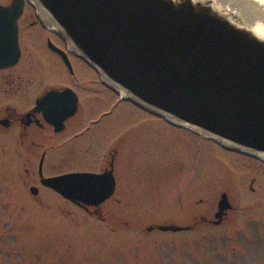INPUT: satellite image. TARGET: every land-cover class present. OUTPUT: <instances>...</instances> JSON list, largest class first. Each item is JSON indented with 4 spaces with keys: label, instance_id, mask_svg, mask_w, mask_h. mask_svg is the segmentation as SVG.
Masks as SVG:
<instances>
[{
    "label": "rangeland",
    "instance_id": "374dc122",
    "mask_svg": "<svg viewBox=\"0 0 264 264\" xmlns=\"http://www.w3.org/2000/svg\"><path fill=\"white\" fill-rule=\"evenodd\" d=\"M36 13L26 4L19 19L21 56L11 71L22 81L12 92L1 82L0 108L21 112L44 87L59 84L78 93L80 106L69 128L40 147L25 143L15 154L13 131L0 132V264H264V160L119 101L98 72L68 53L71 73L46 46L45 29L31 22ZM75 131L82 134L74 138ZM111 148L116 189L98 212L38 180L41 151L43 175L52 176L97 171ZM221 192L231 208L214 224ZM167 223L193 227L146 230Z\"/></svg>",
    "mask_w": 264,
    "mask_h": 264
},
{
    "label": "water",
    "instance_id": "95a60500",
    "mask_svg": "<svg viewBox=\"0 0 264 264\" xmlns=\"http://www.w3.org/2000/svg\"><path fill=\"white\" fill-rule=\"evenodd\" d=\"M69 51L93 67L122 98L170 124L192 129L223 148L264 160V37L239 15L212 0H28ZM25 0L0 4V68L20 56L17 20ZM230 15L227 14V13ZM68 68L67 53L51 42ZM56 97L51 106L46 100ZM77 108L69 87L36 99L55 131ZM40 183L82 206L95 207L114 192L112 168L43 176ZM37 193L35 186L30 187ZM231 204L220 193L214 224ZM190 225H148L180 231Z\"/></svg>",
    "mask_w": 264,
    "mask_h": 264
},
{
    "label": "flooded vegetation",
    "instance_id": "af4514ba",
    "mask_svg": "<svg viewBox=\"0 0 264 264\" xmlns=\"http://www.w3.org/2000/svg\"><path fill=\"white\" fill-rule=\"evenodd\" d=\"M22 15H23V13H22ZM22 15H21V17H22ZM35 18L36 19L32 20L31 22L32 23L38 22L43 27V23H42L41 18H39V16H37V15H35ZM18 26H19V20H18ZM45 31L47 32V34L44 36V41H45L48 49H50L48 46V41H52L51 39H53L52 37H50V35L52 34V35L58 36L59 38H61V37L51 30L45 29ZM48 32H49V34H48ZM19 33H20V27L18 30V41H19ZM19 46H20V41H19ZM20 51H21V46H20ZM51 51L56 54L55 51H53V50H51ZM13 67L14 66L6 67V68H0V72L8 71V70L10 71L8 74L6 73V74L0 75V84L2 81L9 84L10 85L9 89L11 90V92H12V89L14 91L17 88H19V86L21 84L20 82L22 81V79H20V77L18 78L17 75L13 71H11ZM71 73H72V71H71ZM26 83H28V82H26ZM12 86L14 88H12ZM65 86L66 85L59 84V85L44 87L40 92H38L35 95L34 100H33V104H31L29 107L25 108L21 112H17L15 108H11L7 104H5L3 107L0 108V112L2 111V113H0V132L1 133H8V132L13 131V132H11L12 134H10V143L12 145L11 147L13 148L12 151H14V153L16 152V149L18 146H23V145H25V143L30 148L40 147L43 145V143H41V141L43 142L45 139H47L46 138L47 136L61 134L67 128H69V123L77 115L78 110H79V106H80V102H79L80 98H79V95L77 92L76 93L78 95V100H77L76 111L71 116L67 117L63 121V128L60 131L54 130L55 126L52 123L47 121V119L44 117L43 112L41 110H34L36 99L39 98L40 96H42L46 91H48L50 89L61 90ZM104 87H106V86L104 85ZM106 88L109 89L108 87H106ZM109 90L113 92V90H111V89H109ZM119 101H122V100H119ZM101 114L102 115L110 114V110L102 112ZM95 121H99V120H95ZM84 130L86 131V130H88V128L86 127V129H84ZM81 134H82V131H79V132L75 131L73 133V137L78 138ZM112 142L113 141H111V143ZM115 154H116V149L111 148L109 153H108V156L106 157L105 166L102 167L101 169L95 171V172H102L104 170H108V169L112 168V173H113V176L115 178V175H114V172H115V170H114L115 169L114 168ZM44 155H45V151H41L39 160ZM39 160H38V164H39ZM37 175H38V180H39L38 171H37ZM44 187H46V186H44ZM115 189H116V179H115ZM115 189H114V191H115ZM103 203H101V204H103ZM101 204L98 206V208L101 206ZM98 208H97V211H95V207H92V206L91 207L89 206L86 209L85 208H83V209L86 211L98 212L99 211ZM192 227H193V225H190V228H192Z\"/></svg>",
    "mask_w": 264,
    "mask_h": 264
},
{
    "label": "bare ground",
    "instance_id": "6f19581e",
    "mask_svg": "<svg viewBox=\"0 0 264 264\" xmlns=\"http://www.w3.org/2000/svg\"><path fill=\"white\" fill-rule=\"evenodd\" d=\"M212 3L230 14L239 15L242 23L264 37V0H212Z\"/></svg>",
    "mask_w": 264,
    "mask_h": 264
},
{
    "label": "snow or ice",
    "instance_id": "6c2138e0",
    "mask_svg": "<svg viewBox=\"0 0 264 264\" xmlns=\"http://www.w3.org/2000/svg\"><path fill=\"white\" fill-rule=\"evenodd\" d=\"M46 103L51 105V106H55L58 103H60V101L56 97H51V98L46 100Z\"/></svg>",
    "mask_w": 264,
    "mask_h": 264
}]
</instances>
